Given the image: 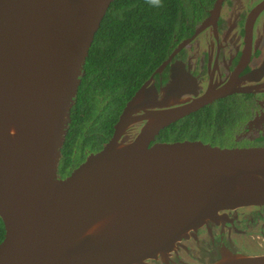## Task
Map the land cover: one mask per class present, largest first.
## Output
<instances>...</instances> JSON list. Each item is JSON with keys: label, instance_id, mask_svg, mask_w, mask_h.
Returning <instances> with one entry per match:
<instances>
[{"label": "water", "instance_id": "obj_1", "mask_svg": "<svg viewBox=\"0 0 264 264\" xmlns=\"http://www.w3.org/2000/svg\"><path fill=\"white\" fill-rule=\"evenodd\" d=\"M111 2L0 0V264H148L218 211L264 204V146L150 144L210 101L206 94L189 107L153 109L163 103L152 77L111 138L59 175L84 63ZM141 117L142 130L121 138ZM212 264H264V255L228 251Z\"/></svg>", "mask_w": 264, "mask_h": 264}, {"label": "flooded vegetation", "instance_id": "obj_2", "mask_svg": "<svg viewBox=\"0 0 264 264\" xmlns=\"http://www.w3.org/2000/svg\"><path fill=\"white\" fill-rule=\"evenodd\" d=\"M188 17L191 23L185 30L187 35L169 45L165 57L136 90L152 77L149 85L156 88V98L163 103L153 109L161 110L189 107L209 94L210 101L163 128L179 119L190 118L193 122L199 114L223 104L225 108L217 112L232 116L228 123L233 144L228 147L264 146V0H198L197 9L191 10ZM184 40L187 42L179 46ZM163 63L162 69L155 72ZM169 84L174 85L173 90L163 94L162 89ZM145 110L134 114L143 116ZM147 122L143 117L134 121L121 138H134ZM163 128L150 144L173 142L158 140ZM182 140L200 139L175 141ZM217 214L190 230L167 255L146 263L212 264L228 251L264 255V204L224 209Z\"/></svg>", "mask_w": 264, "mask_h": 264}, {"label": "trees", "instance_id": "obj_3", "mask_svg": "<svg viewBox=\"0 0 264 264\" xmlns=\"http://www.w3.org/2000/svg\"><path fill=\"white\" fill-rule=\"evenodd\" d=\"M157 8L148 0H112L86 57L83 75L70 110V123L61 150L62 176L99 150L111 137L126 100L167 54L170 44L185 37L188 13L198 0H161ZM176 38V40H174ZM220 104L199 114L193 122L179 119L163 128L160 141L200 139L230 146V115L217 112ZM0 218V241L4 236Z\"/></svg>", "mask_w": 264, "mask_h": 264}, {"label": "clouds", "instance_id": "obj_4", "mask_svg": "<svg viewBox=\"0 0 264 264\" xmlns=\"http://www.w3.org/2000/svg\"><path fill=\"white\" fill-rule=\"evenodd\" d=\"M148 2L149 4L157 8L162 6L161 0H148Z\"/></svg>", "mask_w": 264, "mask_h": 264}]
</instances>
